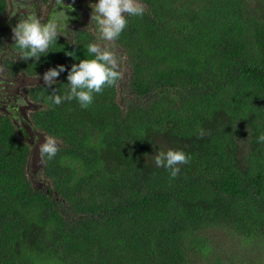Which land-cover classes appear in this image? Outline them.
Returning a JSON list of instances; mask_svg holds the SVG:
<instances>
[{
    "label": "trees",
    "instance_id": "obj_1",
    "mask_svg": "<svg viewBox=\"0 0 264 264\" xmlns=\"http://www.w3.org/2000/svg\"><path fill=\"white\" fill-rule=\"evenodd\" d=\"M140 2L115 41L118 87L87 108L48 100L67 70L35 87L33 127L59 149L37 174L1 124L0 264H264V0ZM92 42L54 43L49 63L91 59ZM168 149L190 157L175 179L154 161Z\"/></svg>",
    "mask_w": 264,
    "mask_h": 264
},
{
    "label": "clouds",
    "instance_id": "obj_2",
    "mask_svg": "<svg viewBox=\"0 0 264 264\" xmlns=\"http://www.w3.org/2000/svg\"><path fill=\"white\" fill-rule=\"evenodd\" d=\"M62 2L63 0H55L57 5ZM90 7L91 27L98 34V41L86 46L88 54L93 58L80 59L78 63H73L70 69H66L65 65H58L43 73L44 85L49 89L60 74L67 70L68 93L61 96L53 89L48 97V100L56 105L64 100L75 99L82 108H87L92 104L94 94H101L106 87H118L119 82L125 78L118 49L112 45L127 27V17L142 16L145 8L140 0H98L91 3ZM61 27L54 20L42 22L35 13L22 14L11 29L13 44L18 49V59L38 62L41 56L48 53L49 47L57 42L58 37L67 35L61 31ZM66 55L76 58L74 52H66ZM204 135L205 132L201 129L198 138H203ZM258 140L264 142V134L259 136ZM38 148L40 154L46 155L49 160L53 159L59 150L53 137H46ZM154 161L157 167H164L169 171L170 177L175 179L180 173L179 165L189 163L190 157L182 150L168 149L158 152Z\"/></svg>",
    "mask_w": 264,
    "mask_h": 264
},
{
    "label": "flooded vegetation",
    "instance_id": "obj_3",
    "mask_svg": "<svg viewBox=\"0 0 264 264\" xmlns=\"http://www.w3.org/2000/svg\"><path fill=\"white\" fill-rule=\"evenodd\" d=\"M3 2L5 6L0 14V126L4 120H8L20 140L27 143L25 138H28L34 144L37 140L36 133L39 132L33 127V119L37 117V111L41 109L40 100L35 96L34 89L44 82L37 85H22L19 80L24 77H43L45 71L53 68L55 62L50 64L49 60L57 55L58 51L53 43L48 49V54L45 53L48 56L41 57L38 62L31 59L21 61L16 55L18 49L13 44L11 29L22 14L30 12L35 13L42 22L54 20L62 26L61 31L67 35L58 37L55 43L75 45L79 34L88 35L93 42H96L98 34L91 27L90 4L98 0H87L81 3L63 0L60 5H57L55 0H4ZM114 46H116L115 43ZM120 52L118 55L121 59V67L125 70V77L128 74L127 66ZM29 172H31L30 167ZM30 178L32 180L31 176Z\"/></svg>",
    "mask_w": 264,
    "mask_h": 264
},
{
    "label": "water",
    "instance_id": "obj_4",
    "mask_svg": "<svg viewBox=\"0 0 264 264\" xmlns=\"http://www.w3.org/2000/svg\"><path fill=\"white\" fill-rule=\"evenodd\" d=\"M113 47H115L116 49H118V52H120L119 48L112 45ZM127 73H130V69L127 68L126 69ZM126 79V76L125 78ZM19 82L22 85H37L40 84L43 81V77H24L21 78V80H19ZM31 136V134H29ZM36 137L37 140L35 141V143L33 144L31 139L25 138V141H27V143L31 146V151H30V155H29V166L31 168V172L33 174H35L37 171H39L42 167V160H41V154L39 152V148L38 145L40 143H42L45 139V137L43 136V134L40 133H36ZM33 187L34 188H41V183L37 182V181H33Z\"/></svg>",
    "mask_w": 264,
    "mask_h": 264
},
{
    "label": "rangeland",
    "instance_id": "obj_5",
    "mask_svg": "<svg viewBox=\"0 0 264 264\" xmlns=\"http://www.w3.org/2000/svg\"><path fill=\"white\" fill-rule=\"evenodd\" d=\"M126 79H127V77H126ZM126 79H124V80H126ZM40 171V170H39ZM38 171V172H39ZM219 235L217 234L216 235V238L218 237ZM231 243L230 242H228V241H226V240H221V247L223 248V250H225V251H230V248H231V245H230ZM233 250H235V249H233ZM239 252L240 253H243L244 252V250L243 249H239Z\"/></svg>",
    "mask_w": 264,
    "mask_h": 264
}]
</instances>
